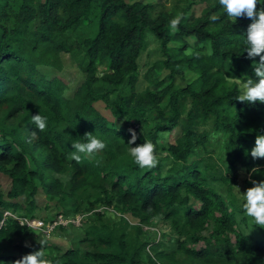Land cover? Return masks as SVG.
<instances>
[{
	"label": "trees",
	"instance_id": "obj_1",
	"mask_svg": "<svg viewBox=\"0 0 264 264\" xmlns=\"http://www.w3.org/2000/svg\"><path fill=\"white\" fill-rule=\"evenodd\" d=\"M200 1L198 13L182 10L186 19L171 34L170 12L153 15V3L144 0H19L16 6L0 0V173L9 178L7 188L0 180V215L6 208L45 219L68 215L66 205L79 210L74 197L81 190H99L85 205L94 218L80 239L86 248L48 242L45 253L53 261L264 264V228L257 226L263 236L252 241L239 227L243 193L234 189L238 170L248 175L243 192L251 180H264V159L250 154L256 136L264 134V103L236 99L240 83L258 79L244 51L252 21L233 23L218 0ZM213 13L220 19L211 21ZM147 31L164 57L144 73L148 84L137 90V57ZM63 54L84 73L74 89L47 70L61 69ZM161 69L167 70L163 76ZM177 76L185 82L177 83ZM38 113L48 118L44 131L31 123ZM176 126L179 133L166 147L157 144L155 168L141 169L130 154L124 157L125 149L161 140ZM129 128L137 132L131 146ZM86 132L107 147L94 157L81 154L77 163L69 159L72 143ZM39 184L54 198V213L38 209ZM96 202L102 209H95ZM111 208L118 218L104 219ZM154 218L170 224L171 247L145 239L143 227ZM21 224L9 216L0 227V248L7 247L0 250V264H15L38 250L22 242L32 229Z\"/></svg>",
	"mask_w": 264,
	"mask_h": 264
},
{
	"label": "rangeland",
	"instance_id": "obj_2",
	"mask_svg": "<svg viewBox=\"0 0 264 264\" xmlns=\"http://www.w3.org/2000/svg\"><path fill=\"white\" fill-rule=\"evenodd\" d=\"M14 6L19 2V0H12ZM146 2L153 3V15H156L161 10L169 11L172 15V18H174L178 13H181L184 8L187 9L186 15L193 14L195 12L198 13L201 6L204 4V2L200 0H144ZM191 14V15H192ZM13 18H9L8 20H4L6 23V26H10L12 24ZM189 50V49H188ZM164 56L162 54V51L160 50V44L157 37L151 33L150 31H147L145 33V42L140 50L138 57H137V69H138V79L136 82V89L142 90L144 89L148 82L144 76V73L154 64L155 61L162 59ZM64 59V66L61 69H54L51 67H47V70H50L52 73L57 74L60 76L65 83L71 87V89L75 88L76 85H78L84 78V73L75 65L69 61V58L67 54H63ZM166 69L157 70L158 75L163 76L166 74ZM190 77H187L188 79ZM175 81L177 83H184L185 79L182 77H175ZM244 83H240V88L242 89ZM97 107L99 111L106 115L107 117L111 118L110 113L108 110L103 106L101 102L97 103ZM179 133V128L176 126L173 129H168L164 131L162 134H166L161 137V145L167 146L168 142L173 140L174 137L177 136ZM127 152L124 154V157H128L129 151L128 149H125ZM161 151V149H159ZM237 176V182L234 185L235 191L241 195L243 193V187L246 185L244 178L248 175L245 172L242 171H235ZM62 176L60 173L58 174ZM0 180L2 182L3 188H7L9 186V178L0 173ZM219 188H223L222 185H218ZM99 190L92 187H87L84 190L80 191V194L78 197H74L80 204L79 212H85V217L81 220V223L79 225H63L61 227L56 226L49 234H42L36 231L28 230L27 237H24L22 239V242L26 244V242L30 245L28 246L30 249L33 250H40L41 245L39 244L38 240L41 238L47 239L49 243H56L60 246L61 249H64L66 247L71 246H79L80 248L84 249L86 248V243L81 239L82 233L84 231V228L87 223L94 221V218L91 217L93 211L92 210H86L85 205L88 204V201L93 200L98 195ZM42 188V186L39 184L38 191L36 193V202L37 206H39L38 209H40V212L43 211L42 208H45L46 211L51 210L53 213L57 210V206L55 205L54 198L51 199L48 197ZM19 200H24V198L21 196L18 198ZM66 203V201H65ZM46 204H48L47 207ZM95 209L100 210L102 209V205H100L99 202L95 203ZM66 208L70 209L69 216H71L74 213L75 205H66ZM77 211V212H78ZM75 212V213H77ZM105 217L104 219L113 218L117 219L118 212L114 211L113 208L107 209L104 211ZM46 213V212H45ZM74 213V214H75ZM45 215V214H44ZM39 217V216H36ZM72 217V216H71ZM127 219L132 223L134 222V219H132L129 215H125ZM238 225L239 227L248 234L249 239L254 241L258 240L263 236V232L260 228L255 226L253 222L250 220V218H247L244 214V212H238L236 214ZM146 229L145 231V239L149 241V243L159 242L161 245V248H169L174 243L175 234L171 230V226L166 221H161L160 219L154 218L151 223L144 225ZM37 233V234H36ZM197 246V244H196ZM7 248V247H6ZM0 250H7V249ZM46 251L45 249H43Z\"/></svg>",
	"mask_w": 264,
	"mask_h": 264
},
{
	"label": "clouds",
	"instance_id": "obj_3",
	"mask_svg": "<svg viewBox=\"0 0 264 264\" xmlns=\"http://www.w3.org/2000/svg\"><path fill=\"white\" fill-rule=\"evenodd\" d=\"M223 12L230 20L235 23L238 18H247L252 22L247 27L245 33L244 45L247 52V57L254 61L253 68L257 80L249 78L244 83L241 94L236 97L240 102L264 103V0H218ZM186 19L185 14L178 13L170 20L169 28L171 34H175L179 30L182 21ZM211 21L215 22L220 19V16L213 13L210 16ZM259 57V61L255 62V58ZM31 123L34 124L40 131L47 128L48 118L41 114L31 116ZM131 138L128 144L131 146L137 140V132L133 128L128 130ZM35 135V133H33ZM162 136L166 134H161ZM222 133L213 134V140L221 137ZM161 141L153 142L145 140L142 144H135L129 148V154L135 165L141 169L155 168L159 163L157 155V144ZM74 151L69 155V159L81 162L83 154L85 157H94L102 152L106 147V143L93 135L92 132H86L81 139H77L72 143ZM251 157L255 159H264V134H258L255 138V145L251 149ZM258 169L253 168L252 172ZM227 173V172H226ZM225 173V174H226ZM252 187L247 188L243 192L242 210L247 218L253 222L255 226L264 228V180H251ZM151 210V209H149ZM24 226V224H21ZM37 234V233H36ZM42 246L40 250L30 252L22 258L15 261V264H60L59 260L53 261L43 250L47 245V239L41 238L38 240ZM26 246H30L26 242Z\"/></svg>",
	"mask_w": 264,
	"mask_h": 264
},
{
	"label": "built area",
	"instance_id": "obj_4",
	"mask_svg": "<svg viewBox=\"0 0 264 264\" xmlns=\"http://www.w3.org/2000/svg\"><path fill=\"white\" fill-rule=\"evenodd\" d=\"M85 212L73 213L71 216L65 215L62 212L57 213L51 219L36 216H22L18 215L11 209H4L0 215V227L5 224L7 217H13L24 223L28 228L42 233L49 234L56 226L61 225H79L85 216Z\"/></svg>",
	"mask_w": 264,
	"mask_h": 264
}]
</instances>
